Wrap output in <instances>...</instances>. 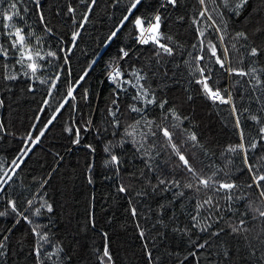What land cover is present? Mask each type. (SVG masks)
<instances>
[{
  "label": "trees",
  "instance_id": "1",
  "mask_svg": "<svg viewBox=\"0 0 264 264\" xmlns=\"http://www.w3.org/2000/svg\"><path fill=\"white\" fill-rule=\"evenodd\" d=\"M131 2L96 0L92 5L90 0H39V4L36 0H0V45L8 50L7 57L0 55V123L4 126L0 132V178H5V172L12 175L4 193H0V212L5 213L0 216V241L8 237L3 241L6 248L0 264H100L104 233L113 264H264V218L257 211L264 210V197L253 184L242 153L228 151L241 143L239 131L243 129L244 143L249 148L248 163L256 165L253 171L257 175L264 174V160L260 159L264 156V141L255 151L250 149L251 143L260 140L259 128L264 126V83L256 87L252 76H230L214 63V57L209 61L207 47L215 44L218 55L227 47L233 68H255V75L264 81V51L257 57L249 55L251 47L264 49V11L256 7L237 16L233 9L238 0H228L227 7L223 0H205V5L199 0H177L175 7L166 0H141L123 21ZM13 3L19 16L11 8ZM205 7L208 11L202 18L200 12ZM5 13L13 14L11 23L31 34L28 43L33 50L41 49L42 55L56 53L57 58L38 61L44 67L37 75L46 83L24 76L27 69L17 62L19 50L12 47L16 38L8 35L14 29L4 27L10 23L4 19ZM157 14L161 16L160 32L164 37L161 43L173 49L171 56L151 42L138 41L134 18H141L147 28ZM85 15L88 22L81 28ZM122 22L124 26L109 42L111 33ZM216 28L225 37L223 44ZM76 31L80 35L72 47ZM239 32L247 34V41L236 39ZM120 49L129 53L127 58L120 59ZM199 55L206 59L198 62L195 58ZM197 66L206 68L205 75L210 73V86L221 89L222 94H232L238 110L235 115L229 105L214 104L202 93V86L196 83L200 78ZM114 67H119L124 79L132 83L136 82L132 72L144 75L147 79L141 83L155 96L157 104L167 101L164 108H145L143 102L132 98L136 89L130 84L123 85L126 91L116 89L109 78ZM86 70L88 74L75 87L73 100L68 96L69 89ZM10 74L19 78L10 81ZM53 83L55 88L51 87ZM113 99H117L119 107V127L110 114L117 108ZM65 100L68 103L56 112ZM133 105L145 108L143 114L131 112ZM173 109L183 118L182 123L171 115ZM54 113L55 120L48 124ZM236 115L240 128L235 123ZM253 116L260 123L252 120ZM136 121H140L137 141H141L143 133L156 132L155 137L148 136L144 142L150 159L143 155V149L137 151L132 137L125 135ZM146 121H154L151 129L145 126ZM175 124L179 127L173 128ZM156 125L169 127L181 152L202 176L215 173L217 181L236 183L233 200L223 199V192L201 189L197 193L185 188V184H195L196 180L178 166V157ZM45 126L39 143L22 157L23 163L16 160L25 143L31 146L24 138L31 134L35 139ZM69 128L72 133L67 131ZM76 128L80 129L79 144L72 142ZM192 133L199 141L196 146L187 140ZM111 155L120 160L118 170L109 163ZM146 161L154 171L146 169ZM159 178L175 179L181 186L162 190L161 185L153 190ZM121 185L126 192L119 191ZM180 192L183 195L177 194ZM208 196L219 201L220 212L213 211L211 220H201L200 227H194L196 204ZM28 200L33 201L31 206ZM10 201H15L22 215L12 212ZM45 201L52 206L51 212L41 207ZM37 208L39 215L35 214ZM207 215L200 211V216ZM220 216L223 219L217 223ZM241 220L245 223L239 234L232 233L230 225L239 226ZM34 228L47 234L48 242H41ZM219 229H223L219 236L210 235ZM205 241L207 246L199 248Z\"/></svg>",
  "mask_w": 264,
  "mask_h": 264
},
{
  "label": "snow or ice",
  "instance_id": "2",
  "mask_svg": "<svg viewBox=\"0 0 264 264\" xmlns=\"http://www.w3.org/2000/svg\"><path fill=\"white\" fill-rule=\"evenodd\" d=\"M86 2H87V0H86ZM90 2L92 5H94L96 0H90ZM199 2L201 5H205V0H199ZM36 3L39 4V0H36ZM166 3L175 7L177 5V0H166ZM223 3L225 5V7H227L228 0H223ZM247 3H248V0H238V2L235 4V8L233 9V11L236 12V14H239V10L243 9L247 5ZM261 3H264V0H261ZM140 4H141V0H132L130 7H129L128 15L123 17V21H127L129 16L132 15V11L135 10L137 8V6ZM11 8L14 10V14L16 16L20 15L19 11L16 10V5L14 3L11 5ZM88 11L90 12L91 8H89ZM207 11H208V9H207V7H205L204 10L200 12V16L203 18L205 16V14L207 13ZM69 12H74V9L69 8ZM4 19L10 22L8 24H5L4 27L9 28V29H14V31H9L8 35L9 36H15V38H16L12 41V47H13V49L19 50V60L17 62L20 63L22 67L27 69V71L24 72V76L28 77L29 79L40 80V77L37 75V73L42 71L44 66L39 64L38 61L44 60V59H46V57L57 58L56 53L52 52V51H48L47 53L42 55L41 49L36 48L35 50H33V47L30 46L28 43V36L31 34H25L23 32L22 28L16 27L14 23H11L13 21V14L5 13ZM40 19H41V21H43V19H44L43 15H41ZM208 19L212 20L211 15H208ZM87 22H88V17H87V15H85V16H83L80 27L82 28L83 25L86 24ZM212 23H213V25H215L214 20L212 21ZM134 24L137 27V29L139 30L138 41L140 44H148L149 42H151L153 45L157 46L164 54H167L169 56L173 55V49L171 47H168L166 44L161 43V40L164 37L160 32L161 16L159 14L155 15L154 19L148 24L147 28H145L144 21L139 17L134 18ZM123 26L124 25L122 22L111 33V35L109 37V42H111V40L117 36V33L120 32V29ZM48 31H50V29H48ZM216 31L218 33H220V35L218 36V39L221 42V44H223V41L225 39L223 33L221 32V30L219 28H216ZM79 35H80L79 31H76L72 34V41H73L72 47H75L74 42L77 40ZM200 36H201V44H204V39H203L204 32L203 31L200 32ZM236 39H243V40L247 41L248 36L245 32H239L236 34ZM37 43H39V40H37ZM207 47L211 53V56L208 57L209 61L212 62L211 58L214 57L215 58L214 63L219 65L220 69H223L230 76L235 75V76H239L242 78L252 76V78L256 80V87H260V85L262 83H264V81L260 80L259 76L255 75V73H256L255 68L251 69L250 71H245L243 68H233L231 66V62L229 59V49L227 47H223L219 55L217 54L218 50H217V47L215 44L209 43L207 45ZM234 47H235V45H233V48ZM261 51H264V49H261L259 47H251L249 55L252 57H257L260 55ZM160 54H161L160 52H157V55H160ZM0 55H2L4 57L8 56V50L4 49L2 45H0ZM128 55H129V53L127 51H125L124 49H120V59H125L128 57ZM195 59L199 62V61H204L206 58L203 55H199ZM25 60H27L28 63L25 64ZM65 62L67 63V57H65ZM92 63L95 64L96 61L93 60ZM254 63H255V61H253V64ZM226 65H227V67H226ZM195 71L200 74V78L198 80H196V83H198L202 86L201 91L206 96V98L209 99L210 101H212L214 104L219 103V104L229 105V107L232 110V113L235 115L238 112V110L236 108V104H235V101L233 99L232 94L230 92H227V94H222L221 89L215 88L214 86H210L209 80L211 79V75H210V73L208 75H205V73H206L205 67L197 66ZM261 71H264V69H261ZM29 73L31 75H29ZM87 74H88V72L86 70L79 77L77 84L72 86L69 89L68 96L71 97V99L75 100V96L73 95V92L75 91V87L78 86L80 81H83L84 77L87 76ZM131 75L133 77H135V81H136L135 83H132V81H130V80L124 79V73H122L120 71L119 67H114L110 73L109 78H110L111 82L115 85L116 89H119L122 91H126V89L123 87V85L130 84L132 86V88L136 89V93L133 95L132 98L134 100H138V101L143 102V104L145 105V108L148 105H156L157 107L163 109L164 104L167 103V101H161L160 103L157 104V102L155 100V96L148 90V88L145 87L144 84L141 83L142 80H145L147 78L144 75H141L140 72H132ZM18 78L19 77L15 74H10L7 77V79L10 81L17 80ZM55 79L58 81L59 76H57ZM46 82L47 81H45V80H40V83H46ZM55 86H56L55 83H53L51 85L52 88H55ZM225 92H226V90H225ZM50 95H51V93H50ZM67 103H68V100H65L62 104H60L58 106L56 112L59 111V108H63L64 104H67ZM112 103L117 104V99H113ZM2 105H3V101L0 100V106H2ZM69 107H72V105H69ZM145 108H138V107L133 105L130 107V110H131V112L142 115L143 112L145 111ZM262 110H264V109H262ZM118 111H119V107L117 104L116 110L110 112V114L113 116V120H114L116 127H119V120L116 119V114ZM171 115L173 116V118L176 121H179L182 123L183 118L180 117L178 114H176L174 109L171 110ZM55 118H56V115L54 113L49 118L48 124H51L52 121L55 120ZM165 119H167V115H165ZM251 119L256 121L257 123H260V121L258 120V118L256 116L251 117ZM139 123H140V121H136L135 124L129 125V129H131V130L126 129L125 135L132 137L131 142L134 145H137V151H140L141 149H143V155L148 156L150 159V154L148 153V150L144 149V142H146V139L148 136L155 137L156 132L150 130L149 132L143 133L141 141H137L136 140V128L138 127ZM235 123H236L237 128H240V120H239L238 115H236ZM153 124H154V121H146L145 126L148 127L149 129H151V126ZM172 127L177 128V127H179V124L172 125ZM156 128L159 130V132L165 138L167 146L170 147L172 152L178 157V160L180 162V164H178V166L183 167V169L187 173L191 174V176L193 178H195V180H196L195 184H193V183L185 184L184 185L185 188H187L191 191L197 192V193H199L201 191V189L210 190L214 193L223 192L226 194L224 197H222L223 199H225L226 201H229V202H231L233 200L232 192L234 189H236L238 187L236 183L217 181L213 178L215 176V173H213L212 176H208V177L202 176L197 171V169H195L190 164V162L186 158L185 154H183L181 152L180 146L173 140V132L170 131L169 127H162L160 125H156ZM45 130H46V126H45L44 130H41L38 133V135L35 137V139H33L31 134H29L27 137L24 138V139H26V141L31 142V146H29L27 143H25L24 150L21 152V154L19 156H17L16 160H19L20 163H23L22 157L26 156L29 152H31L32 147H34L35 144L39 143L40 137H42L44 135ZM2 131H4V126L2 123H0V132H2ZM67 131L69 133H72L73 129L69 128V129H67ZM183 132H187V129H183ZM239 135L241 138V143L239 145H236V146H231L228 149V151L236 152L239 150L242 153L243 159L245 162V166L247 167V170L252 177L253 184H255L256 188L260 191L261 197H264V185L261 184V182H264V174L257 175L253 171V168L256 167V165L248 163L249 148L244 143L245 137H244L243 129H240ZM259 135H260V140L253 142L250 145V149L252 151H255L257 149L258 145H260V141H264V126L259 128ZM187 140L192 142L193 146H196L199 143L195 133L188 135ZM72 142H73V144H79L80 143V129L79 128L75 129V135H74ZM153 146L154 145H149V147H153ZM88 147L90 148L91 146L89 145ZM93 151H94V149H93ZM106 151H107V149H106ZM260 159L264 160V156H261ZM16 160H14L13 163L16 165V168H19L20 165L18 163H16ZM109 163L116 165L117 170H118V167L120 165V160L116 155H111ZM145 167L149 172L154 171L151 163H149L147 161L145 162ZM12 174L14 175V172ZM4 177L5 178H0V193H4V190H5L4 186L6 184H8V182L11 181V179H12V175H9L8 172L4 173ZM89 182L91 183V178H89ZM253 184H249L248 186L252 187ZM161 185L164 186V188L162 190H167L170 186L178 189L181 186L180 182L175 180V179L167 180L165 178H159V182L156 186L153 187V190H155L156 187H159ZM119 191L123 193V192H126L127 189L124 185H121L119 187ZM177 194L183 195L182 192L177 193ZM9 203H10L12 212L17 213V215H22L21 213L18 212L15 201H10ZM27 203L29 204V206H31L33 201L28 200ZM205 206H207V208ZM41 207H46L47 211H49V212L52 211V206L50 204H47L46 201L44 202V204L41 205ZM201 210H204L206 213H208V215L203 216V217L200 216ZM213 211H215L217 213L220 212V206H219V201L214 202L212 196H208V198L205 199L203 201V203L197 202L196 214L192 216L193 221H195L194 227L199 228L201 220H204V219L211 220V213ZM257 211L259 212V216L264 218V210L257 209ZM39 213H40V210H39V208H37L35 214L39 215ZM132 214H133V216L136 215L135 209H132ZM3 215H5V213L0 212V216H3ZM23 219L28 221V223H32V221L29 220V218L27 216H24ZM219 219H223V217L220 216L216 221L217 223L219 222ZM16 222L18 223L19 221L17 220ZM244 223L245 222L243 220H241L239 226H231L230 225L232 233L239 234ZM207 227L210 228L211 224H208ZM200 230L206 231L207 228H201ZM177 231H179V229H177ZM185 231H187V230L185 229ZM222 231H223V229H219L215 232L210 233V235L219 236ZM245 231H246V229H245ZM33 232L38 236V238L41 242H48L47 234H41V233L37 232L35 228L33 229ZM140 235L143 236L142 231H141ZM104 238H105V245H104L103 253L101 256L98 257V259L100 260V264H113L111 253L108 250L107 233H104ZM7 239H8L7 236L3 237V241H7ZM3 241H0V256L4 255V250L6 248V245ZM206 246H207V241L198 245L199 248H205ZM39 248H40V245H38L37 249H36L37 256H39ZM57 251H60V249H58ZM192 255L195 256V253H192ZM227 255H228L227 252H225V257H227ZM148 256H149V260L151 261V253H148Z\"/></svg>",
  "mask_w": 264,
  "mask_h": 264
},
{
  "label": "rangeland",
  "instance_id": "3",
  "mask_svg": "<svg viewBox=\"0 0 264 264\" xmlns=\"http://www.w3.org/2000/svg\"><path fill=\"white\" fill-rule=\"evenodd\" d=\"M256 7H260L264 11V3H261V0H254V1L248 0L247 5L243 9L239 10V14H236V12H235V14L237 16H240V15L244 14L246 11H248L252 8L254 9Z\"/></svg>",
  "mask_w": 264,
  "mask_h": 264
}]
</instances>
